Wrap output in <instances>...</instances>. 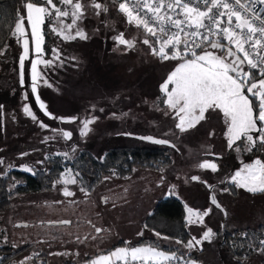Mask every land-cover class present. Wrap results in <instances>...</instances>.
<instances>
[{
    "label": "rangeland",
    "instance_id": "obj_1",
    "mask_svg": "<svg viewBox=\"0 0 264 264\" xmlns=\"http://www.w3.org/2000/svg\"><path fill=\"white\" fill-rule=\"evenodd\" d=\"M97 2L104 5L107 11L97 15L91 7L92 0H81L85 5V15L78 26L83 32L87 31L92 45L95 42L102 45L99 52L104 51V48L107 49L108 54L113 53L112 56H116L114 60L110 61V57H107L108 59L98 62L100 53L94 60L89 59L85 63L79 59L72 60L68 58L69 56L66 57V54L69 53L68 50L72 52L71 49L75 44L79 46L78 42L81 40L77 38L74 40V45H69L72 44V40L65 41L56 34L53 37L50 54L47 57L43 55L40 57L43 60H54L50 66L45 67L43 64L38 66V70L43 74V80L38 84V94L45 103L47 111L57 119L45 115L31 92L29 59L25 60V83L21 86L20 45L8 44L2 56L3 60H0V105L3 106L0 108V158L4 160V164L0 165V173L10 167L22 170L21 166H27L32 171L45 170L49 168V158L55 156L64 164L57 175L52 176L53 180L45 189L10 197L8 204L0 211V245L16 248L27 244L28 248L13 258V261L18 262L26 257H31V261L48 263L82 258L111 246L119 239L128 241L139 236L141 232L142 235H151L149 227L145 228L147 223L153 224L156 221L158 226L166 225L160 217L146 216L155 200L166 195L181 201L184 219L188 208L200 213L211 209V212L204 217L203 224L186 223L191 235L186 238L184 245L193 237L200 239L209 228L217 229L222 217L227 226L230 224L239 228L255 227L260 224L264 228V192L253 193L231 184L236 194L230 196L227 191H223L225 187L218 183L220 172L213 174L210 169L197 167L205 159L213 161L211 157L214 156L218 160L213 162L226 164L225 177L230 180L236 171L243 169L246 164H253L258 158L253 156L242 159L239 151L236 150L237 141L233 147H228V138L225 135L227 125L223 113L219 110L209 111L205 114V119L196 127L184 133L179 132L175 127L178 121L173 118L174 114L165 115L160 84L182 61L178 60L158 82L156 78L164 73L167 60L158 59L154 63L145 61L153 54L148 55L147 48L149 52L152 51L143 40L150 39L151 36L146 37L142 30L130 24L111 0H97ZM128 26L131 27L130 30H134L132 37L138 39L140 44L132 41L130 33L127 32ZM121 34L125 39L133 42V47L129 48L118 43L115 37ZM99 35L101 38L97 37ZM32 47L31 45L30 50ZM142 48L147 53H143ZM53 49L59 52L58 60L53 57ZM128 50L132 52H127ZM29 58L37 57L35 53L30 52ZM101 58L105 57L101 55ZM136 60L140 62H135ZM74 63H77V66ZM140 67L145 68L139 70ZM14 70L16 76L11 77V72L14 73ZM67 70L76 74L70 73L66 76V72L63 71ZM245 71H248L247 67ZM119 77L124 82L118 80ZM256 78L259 79V76ZM44 80L47 83H44ZM137 84L141 87L140 90L128 91L130 86ZM26 92L27 100L24 99ZM115 92V95H110ZM25 104L30 106L37 120L34 121L25 115L23 111ZM59 117H77V119L73 122H62ZM93 117L95 121L89 126L91 130L86 136H81L82 121ZM40 122L49 127L42 128ZM53 129L70 131L72 137L70 140H65L57 132H53ZM128 133L131 135H126ZM137 134L163 138L176 145L168 151L169 162L156 167L131 166L129 172L122 175L116 173L114 175L113 172L104 174L101 170L104 176L93 188H86L89 193L87 197L80 191L83 186L79 185V181L75 185H68L75 193L72 197L66 198L61 194L63 184L52 187L53 183L61 178L60 174L65 168L71 169L69 161H72L80 151L87 150L91 156L100 159L106 147L151 145L150 142L137 138L135 136ZM45 137H49L47 142L44 141ZM250 147L251 145L244 139V150L247 151ZM73 148L75 152L72 151ZM65 152L71 156L70 160H65L63 155H56ZM21 153L28 155L21 156ZM46 156L48 159H45ZM259 160L264 162V157ZM38 161L44 163H37ZM72 174L74 175L73 172ZM192 176H198L200 179L193 181ZM161 177H163L162 183ZM209 185L213 186L210 191L215 195L216 201L225 209L224 214L209 202L207 189ZM244 191L250 194L246 195ZM105 197L108 198L107 203L103 201ZM56 201L62 203L58 204ZM59 219L71 220L72 223L55 228L40 226L41 221ZM89 221L108 231L100 234L101 238L92 240L91 237L97 234L92 230ZM262 233V241H264V231ZM77 237L84 242H77ZM85 237L88 239L85 240ZM215 240V235H212L210 240H202L201 244L187 249L192 251L202 247L210 253L217 241ZM70 248L77 251L74 252ZM241 261L243 264H264V249Z\"/></svg>",
    "mask_w": 264,
    "mask_h": 264
},
{
    "label": "snow or ice",
    "instance_id": "obj_2",
    "mask_svg": "<svg viewBox=\"0 0 264 264\" xmlns=\"http://www.w3.org/2000/svg\"><path fill=\"white\" fill-rule=\"evenodd\" d=\"M59 2L63 10L53 0H44L42 4L25 0L22 5L24 12H17L11 31V35L17 39V42L23 38V50L19 56L20 84L23 86L25 83V60L29 59L31 92L35 95L39 108L53 119L57 118L52 117V114L47 111L45 103L41 101L38 94V84L43 80V74L38 70V66L43 64L47 67L54 63L53 59H40L44 55L42 26L46 19L51 18L53 22L50 24V30L63 40L87 39V34L78 26L84 18L85 5L81 3V0H59ZM91 7L97 15L107 11V8L97 0H92ZM118 9L125 14L130 24L143 29L146 37L154 38L155 43L148 38L143 40L145 45H149L153 55L161 60L182 61L160 84V91L164 97L162 103L165 105V115L174 114L173 118L178 121L175 127L179 132L189 131L205 119L206 113L219 110L223 113L227 125L225 135L228 138L229 148L242 138L251 146L257 143L264 144V0H243V2L242 0H124L118 3ZM68 19L71 20L70 23L66 22ZM29 36L32 41V51L37 57L35 59L29 58ZM115 39L121 45L133 47V42L125 39L123 34ZM52 52L54 59L58 60L60 58L58 50L53 49ZM245 67L248 71H245ZM253 70L259 74V79L253 76ZM43 82L47 83L46 80ZM27 96L26 92L25 100ZM2 107L0 105V108ZM23 111L32 120H37L29 105L25 104ZM58 119L62 122H73L77 117H59ZM94 121L95 117L82 121L81 136L88 134L91 130L89 126ZM40 126L45 129L49 127L43 122H40ZM52 131L57 132L65 140H70L72 137L70 131L62 129ZM253 133L256 135L254 136ZM139 138L176 147L165 139H155L152 136ZM48 139L49 137H45L44 141L47 142ZM236 150L239 151V148ZM248 150L250 151L251 148ZM72 151L75 152V148ZM25 155L28 154L21 153V156ZM56 155H63L65 160L71 159L68 152ZM45 159L48 157L46 156ZM37 163L43 164L44 161ZM3 164L4 160L0 158V165ZM21 167L24 171L32 172V169L27 166ZM197 167L218 170V165L208 159L203 160ZM79 175V172L73 175L70 168H65L60 174L61 178L55 181L52 187L63 184L61 194L66 198L72 197L75 193L69 189L68 185L77 184ZM199 179L198 176L191 177L193 181ZM162 182L163 177H161ZM230 183L253 193L264 192V162L257 159L253 164L244 165L243 169L236 171L230 177ZM212 187L209 185V189ZM80 191L85 197L89 195L84 187H81ZM223 191L228 189L225 188ZM103 201L107 203L108 198H103ZM56 203L59 204L62 201H56ZM211 203L220 208L214 194L211 195ZM210 212V208L203 213L188 208L186 223L203 224L204 217ZM71 223L72 221L67 219L50 220L41 221L40 226L55 228L68 226ZM88 223L92 224L91 221ZM24 226L27 227V225ZM92 229L97 234L91 237L92 240L101 238L100 234L108 231L95 224H92ZM212 234V229L209 228L200 239L193 237L184 247L191 249L201 244L202 240H210ZM155 235L161 236L159 232ZM76 240L79 243L84 242L80 237ZM176 243L183 242L176 241ZM260 243L264 244V241ZM31 259L26 257L20 264H26V261ZM180 262L195 264L194 261H185L183 256H177L174 252H165L157 246L144 245L116 248L106 255L97 256L91 260L90 264H180Z\"/></svg>",
    "mask_w": 264,
    "mask_h": 264
},
{
    "label": "trees",
    "instance_id": "obj_3",
    "mask_svg": "<svg viewBox=\"0 0 264 264\" xmlns=\"http://www.w3.org/2000/svg\"><path fill=\"white\" fill-rule=\"evenodd\" d=\"M114 3L115 0H111ZM21 2H25V0H0V60H3V54L6 52L7 45L10 44L11 46L15 45L16 38L11 35V31L14 27L15 20L17 18L18 8ZM34 3H44V0H31ZM53 2L58 6L61 7L63 10V6L60 5L59 0H53ZM117 9V8H116ZM118 10V9H117ZM121 13V12H120ZM122 14V13H121ZM123 15V14H122ZM124 16V15H123ZM125 17V16H124ZM126 18V17H125ZM127 19V18H126ZM71 20H67L69 22ZM52 19H46L44 25L42 26V32L44 34V41H43V49H44V57H47L50 54L51 48L53 46V37L55 34L50 30V24L52 23ZM134 25V24H133ZM80 27V26H79ZM135 27V26H134ZM82 28V27H81ZM131 27H127V32L130 33V38L133 42L139 43L140 41L133 36V31L130 30ZM136 28V27H135ZM138 29V28H136ZM130 30V31H129ZM141 30V29H140ZM85 32V31H84ZM144 32V31H143ZM88 39H79V46L75 44V47L72 52L66 54V57L77 60L79 59L83 63L88 61L89 59L92 61L95 57L98 56L100 53L105 58H98V62L108 59L110 57L114 60L112 56L113 53L108 54L107 49L104 51H100L99 49L102 45H98L99 43L95 42L93 45L89 42V36L87 31ZM145 33V32H144ZM146 35V34H144ZM136 36V34H135ZM101 38V35L97 36ZM129 38V37H128ZM150 40L155 43L154 38L150 37ZM77 43V44H78ZM74 45V40H72V44ZM69 45H66L67 47ZM6 46V47H5ZM8 46V47H11ZM95 46V48L93 47ZM86 47V48H83ZM18 48V47H14ZM121 50V49H120ZM148 55L152 54V52L148 51ZM143 53H147L142 48ZM199 51V50H198ZM127 52H132L128 50ZM76 54V55H75ZM151 56L147 57L145 61H151L152 63L156 62V60L160 59L158 56ZM7 60V59H5ZM65 60V58H64ZM178 60H167L165 65V71L160 75L158 79L160 82L164 75L169 71L177 62ZM135 62H140L136 60ZM77 66V63H74ZM82 65V63H81ZM63 66V65H62ZM153 65H151L152 67ZM64 68V67H62ZM145 67H140L139 70H144ZM67 74H76L70 71H63ZM10 73V72H9ZM134 73V72H133ZM62 75V72L60 73ZM16 76V70L11 72V77ZM253 76L258 77L259 74L253 70ZM117 77V75H115ZM62 78H59L61 80ZM118 80L123 81L120 77ZM155 80V85H156ZM124 82V81H123ZM130 82V79H129ZM132 85V82H130ZM140 84V83H139ZM143 86V85H142ZM144 87V86H143ZM141 87L137 85L130 86L129 90H140ZM146 89V88H145ZM123 90H121L122 92ZM147 93V92H144ZM110 94V95H115ZM142 95V92L140 93ZM111 97V96H110ZM89 98V97H87ZM254 105L256 104L255 100L253 101ZM244 138L237 141V148H239V154L242 156V159L245 157L252 158L256 156L258 159H263L264 157V144L257 143L254 146H251V150L245 151L243 148ZM169 145L166 144H152L149 146H110L106 147L101 158L96 159L87 151H80L77 155L73 158L72 161H69V165L71 166V170L74 173L79 172L80 175L77 177V180H81L80 176H88L90 171L91 174L95 173V178L102 173L106 174L107 172H113L116 174H126L129 172L131 166H145V167H155L156 165L167 164L169 162V152L168 148ZM171 147V146H170ZM236 148V149H237ZM214 160L216 157H211ZM241 160V159H240ZM49 168L48 169H34L32 172L22 171L17 168H7L2 173H0V211L4 209L6 204H8L10 197L15 194H22L26 192H33L43 190L50 184L49 182L52 181V176L57 175L59 169L64 165L59 161V158L55 156L54 158H49ZM238 164V163H235ZM218 170L213 171V174L221 173L220 181L218 182L221 186L227 187L228 193L230 196H234L236 191L230 183V180L227 179L225 176L227 174L226 164L219 163ZM103 170L104 172H100ZM112 170V171H110ZM4 173H7L6 175ZM35 173V174H33ZM84 179V177H83ZM15 184V187H13ZM218 185H216L217 187ZM219 187V186H218ZM219 189V188H218ZM246 195H249L250 192L244 191ZM224 212L225 209L223 208ZM221 213V210H219ZM222 214V213H221ZM155 215L157 217L162 218L166 225L158 226L156 221L153 224H148L149 230L151 235H139L131 240H122L119 239L111 246L106 247L104 249H100L94 253H101L107 251L109 248L118 246V245H125V246H134V245H153L159 247L161 250H166L170 252H174L177 256H183L184 259H192L198 262V264H243L241 259H246L251 256L253 253L257 251H262L264 249V245L260 242L263 238L264 228L258 224L255 227H232L227 226L225 223V219L222 217L221 224L219 227L212 230V235H215L216 242L213 248H211V252L208 253L205 249L200 247L197 250H188L184 247V243L186 238L189 237L190 231L186 226V221L183 218V205L181 201L171 195H166L162 197H158L150 212L146 215L147 218ZM153 232H159L161 234L160 237H156ZM162 237H168L169 239H163ZM176 241H182V244L176 243ZM28 245L24 244L19 247L13 248L8 245H0V264H10L13 262V258L20 254L23 250L27 249ZM92 255V254H91ZM201 259H200V256ZM90 255H85L82 258H88ZM224 257V258H223ZM229 260H227V258ZM204 261H203V260ZM230 261V262H229Z\"/></svg>",
    "mask_w": 264,
    "mask_h": 264
},
{
    "label": "crops",
    "instance_id": "obj_4",
    "mask_svg": "<svg viewBox=\"0 0 264 264\" xmlns=\"http://www.w3.org/2000/svg\"><path fill=\"white\" fill-rule=\"evenodd\" d=\"M23 3H25V2H21L20 6L18 8V11L20 13H23L24 12V9L22 7ZM25 27L27 28V24H25ZM29 40H30V46H31L32 45V41H31L30 36H29ZM15 44L20 45L21 51L23 50V38H21L20 42H17V39H16L15 40ZM121 51H123V50H121ZM30 52L34 53L32 50H30ZM139 246H144V245H134V246H127V247H139ZM119 247H126V246L125 245H118V246L109 248L105 252L93 253L92 255L88 256V258H78V259H75V260L60 261V262L54 261L52 263H48L46 261H35V260H32L31 261V260H29V261H26V264H90L91 260L95 259L97 256H99V255H106V254L114 251L116 248H119ZM163 251L170 252V251H166V250H163ZM184 260L185 261H194L195 264H198V262H196L195 260H192V259H184ZM21 261L18 262V261L15 260V261L11 262L10 264H20Z\"/></svg>",
    "mask_w": 264,
    "mask_h": 264
},
{
    "label": "flooded vegetation",
    "instance_id": "obj_5",
    "mask_svg": "<svg viewBox=\"0 0 264 264\" xmlns=\"http://www.w3.org/2000/svg\"><path fill=\"white\" fill-rule=\"evenodd\" d=\"M255 134V133H254ZM142 140V139H141ZM166 140V139H165ZM143 141H145L146 142V140H143ZM147 142H149V141H147ZM153 143H151V145H152ZM172 144V143H171ZM155 145V144H154ZM140 146H146V145H140ZM168 148V151L170 150V146L169 147H167ZM156 166H158V165H156ZM155 166V167H156ZM92 171L93 170H91L90 171V174L87 176H80V179L81 180H79V185H81V186H83L84 188H93L94 186H95V184H96V182L97 181H99V179L102 177V176H104V174H102V175H99L98 177H96L95 178V173H93V174H91L92 173ZM83 177H84V179H83ZM78 181V180H77ZM93 230V229H92ZM146 236H149V235H146ZM72 251H74V252H76L77 250L76 249H74V248H70Z\"/></svg>",
    "mask_w": 264,
    "mask_h": 264
},
{
    "label": "water",
    "instance_id": "obj_6",
    "mask_svg": "<svg viewBox=\"0 0 264 264\" xmlns=\"http://www.w3.org/2000/svg\"><path fill=\"white\" fill-rule=\"evenodd\" d=\"M137 138H139V137H147V136H152V135H140V134H137V135H135ZM152 137H154L155 139H163V138H159V137H155V136H152ZM140 139V138H139ZM150 143H153V142H150ZM153 144H157V143H153ZM207 189H208V200H209V202H211V195H212V192L210 191V189H209V186H207ZM212 204V203H211ZM219 204V203H218ZM213 205V204H212ZM220 205V204H219ZM213 206H215V205H213ZM216 207V206H215ZM217 208V207H216ZM219 210H221V213L222 214H224V210H223V208L220 206V208H218ZM59 220H62V219H59ZM48 221H50V220H48ZM45 222H47V221H45ZM221 224V223H220ZM222 225V224H221Z\"/></svg>",
    "mask_w": 264,
    "mask_h": 264
},
{
    "label": "built area",
    "instance_id": "obj_7",
    "mask_svg": "<svg viewBox=\"0 0 264 264\" xmlns=\"http://www.w3.org/2000/svg\"><path fill=\"white\" fill-rule=\"evenodd\" d=\"M115 4H116V8L118 9V3L119 2H124V0H115ZM242 2H243V0H242ZM202 10H204L203 8H202ZM118 11H119V9H118ZM123 14V13H122ZM124 16H125V14H123ZM126 17V16H125ZM142 31H144L143 29H141ZM180 264H183V262H180Z\"/></svg>",
    "mask_w": 264,
    "mask_h": 264
}]
</instances>
